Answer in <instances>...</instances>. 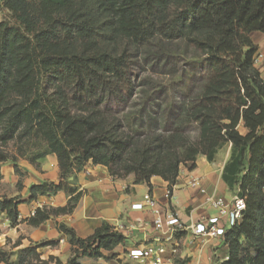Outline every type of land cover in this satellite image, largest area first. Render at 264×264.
<instances>
[{
    "label": "trees",
    "instance_id": "1",
    "mask_svg": "<svg viewBox=\"0 0 264 264\" xmlns=\"http://www.w3.org/2000/svg\"><path fill=\"white\" fill-rule=\"evenodd\" d=\"M2 9L9 20L0 21V130L13 136L23 129L44 145L28 161L37 169L47 155L56 157L59 182L30 187L29 201L68 197L62 208L36 209L30 226L73 213L85 195L76 174L88 163L113 178L133 175L136 185L159 177L171 195L182 166L194 169L200 156L214 162L229 145L221 176L244 209L223 236V264H264V82L251 40L264 34V0H0ZM155 41L178 43L176 54L184 60L192 53L198 71L174 108L181 126L133 138L118 119H107L105 105L124 102L133 61ZM8 162L0 152V166ZM10 163L20 175L16 160ZM17 206L0 200L11 227ZM57 230L72 249L65 264L108 259L104 252L125 243L104 222L85 239L63 224ZM0 264H11L2 250Z\"/></svg>",
    "mask_w": 264,
    "mask_h": 264
},
{
    "label": "crops",
    "instance_id": "2",
    "mask_svg": "<svg viewBox=\"0 0 264 264\" xmlns=\"http://www.w3.org/2000/svg\"><path fill=\"white\" fill-rule=\"evenodd\" d=\"M251 40L256 46V56L262 59L254 63L261 80L264 82V34L252 33ZM255 56V57H256ZM241 130L242 127H240ZM244 133V130L243 132ZM230 146L226 152L218 151L214 162H209L205 157H198L195 168L182 166L175 184L172 187L170 199L168 198V184L159 177H152L149 185L134 184L133 175L122 179L111 177L103 166L88 163L84 169L76 174V186L85 195L79 200L71 215L53 216L38 227L28 224L36 209L62 208L67 204L68 197L63 192L55 195L38 196L29 201V189L42 183L57 184L59 182V168L56 157L47 155L39 162V168L33 167L28 161L17 162L20 172L16 174L12 163L0 166V200L15 199L18 202V220L11 227L4 213H0V247L12 250L24 247L42 246L47 250V255L66 263L71 254V246L67 238L57 230V224H63L74 230L77 237L85 239L94 231L107 223L112 227L133 225L134 228L125 237V243L116 247L111 252H104L108 259H103L107 264H140L131 260L127 253L135 246L155 244L158 240L164 241L165 236L156 232L153 227V218L146 210H132L131 206L142 201L145 194L151 195L158 206L175 211L179 219L186 225L197 223L215 215L206 203L205 197L211 195L230 201L235 197L229 192L222 179V170L230 157ZM192 178L200 179L199 187H190ZM204 190V193L200 192ZM232 224L224 219L221 223L224 234ZM223 236L216 239L194 237L189 230L173 236L171 247L176 250L172 260L174 264H223L228 256V246L223 241ZM79 260V264H95Z\"/></svg>",
    "mask_w": 264,
    "mask_h": 264
},
{
    "label": "rangeland",
    "instance_id": "3",
    "mask_svg": "<svg viewBox=\"0 0 264 264\" xmlns=\"http://www.w3.org/2000/svg\"><path fill=\"white\" fill-rule=\"evenodd\" d=\"M2 20H9L8 13L3 9L0 10V21ZM177 46L178 43L159 41L146 46L128 71L126 85L129 92L124 93V102L121 104L115 99L105 105L107 119H118L123 131L133 138L181 126V119H178L174 108L181 93L188 87L189 80L196 77L198 66L195 65L192 53L182 61L180 55L176 54ZM239 131L243 132L240 128ZM187 132L193 138L196 136L192 127L187 128ZM4 134L1 129L0 152L8 158V163L12 160L29 161L44 152V145L31 139L23 129L13 136ZM228 146H223L219 151L226 152ZM41 247H24L14 251L12 248L0 247V250L8 254L11 264H55L54 257L47 255V250H42ZM71 256L72 249L69 258ZM80 259L85 262L95 260L86 257Z\"/></svg>",
    "mask_w": 264,
    "mask_h": 264
},
{
    "label": "built area",
    "instance_id": "4",
    "mask_svg": "<svg viewBox=\"0 0 264 264\" xmlns=\"http://www.w3.org/2000/svg\"><path fill=\"white\" fill-rule=\"evenodd\" d=\"M262 59L261 55L254 58V63ZM264 64V63H263ZM190 187H199L200 179L192 178L189 184ZM204 193L203 189H200ZM170 199L171 195L167 194ZM205 203L216 213L212 217L201 219L197 223L184 224L178 217L177 213L169 208L161 209L156 200L149 194L142 197L140 203L131 206L132 210L146 209L153 218L154 230L165 236L164 241L158 240L155 244L135 246L128 250V257L140 264H174L172 255L176 250L169 244L173 236L180 234L185 230L191 231L194 237L216 239L223 236L221 223L224 219L228 220L232 225L241 219V212L244 209V204L241 199L233 197L230 201L223 198L207 195ZM134 228L133 225L124 227L122 225L115 227V230L127 237L130 231ZM228 260L226 256L225 261ZM95 264H107L103 259H97Z\"/></svg>",
    "mask_w": 264,
    "mask_h": 264
}]
</instances>
